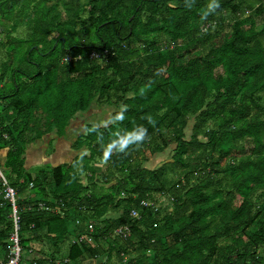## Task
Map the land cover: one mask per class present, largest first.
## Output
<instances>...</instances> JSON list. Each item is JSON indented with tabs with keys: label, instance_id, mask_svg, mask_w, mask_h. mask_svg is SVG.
<instances>
[{
	"label": "trees",
	"instance_id": "16d2710c",
	"mask_svg": "<svg viewBox=\"0 0 264 264\" xmlns=\"http://www.w3.org/2000/svg\"><path fill=\"white\" fill-rule=\"evenodd\" d=\"M208 3L0 0L20 264H264V0H219L202 19ZM122 105L119 129L149 139L105 161L117 125L103 122ZM98 115L103 144L87 131ZM76 118L74 161L28 173L26 147ZM13 231L0 185V260Z\"/></svg>",
	"mask_w": 264,
	"mask_h": 264
},
{
	"label": "crops",
	"instance_id": "0c3cea01",
	"mask_svg": "<svg viewBox=\"0 0 264 264\" xmlns=\"http://www.w3.org/2000/svg\"><path fill=\"white\" fill-rule=\"evenodd\" d=\"M5 106L6 102H4V100H1L0 117L2 118L6 116V113L4 111ZM84 124L85 121L83 119L76 118L72 121L66 136L57 137L53 134L46 135L36 142L29 144L26 147L24 154L25 170L31 174H38L41 172L50 171L51 168L53 169L62 165L72 163L79 153L74 150L73 145L76 138L80 136V132L78 130L82 129V132L84 131ZM5 140V143L3 141H0L1 167H4L9 153V147L6 144L8 139ZM154 159L155 160L151 165L152 168L160 165V163L163 161V158H161V160L160 158L159 160H157V158L155 157ZM13 177L15 178L14 174ZM89 264L92 263L89 262Z\"/></svg>",
	"mask_w": 264,
	"mask_h": 264
},
{
	"label": "clouds",
	"instance_id": "9594fccd",
	"mask_svg": "<svg viewBox=\"0 0 264 264\" xmlns=\"http://www.w3.org/2000/svg\"><path fill=\"white\" fill-rule=\"evenodd\" d=\"M193 2L194 0H185V7L191 8ZM220 6L219 0H209L206 8L202 10V19H206L209 15L215 14ZM126 112L127 106L122 105L114 116L103 122L104 127H108L109 124L117 125V131L112 133V138L102 148L103 159L105 161L110 159L114 153L126 154L133 146L139 147L149 139L148 130L144 125H137L131 130L121 131L119 129L118 125L125 120ZM142 119L148 120L149 123H154L150 115L142 117ZM99 127L100 125H93V127L87 131L97 132V141L103 144V134L99 133Z\"/></svg>",
	"mask_w": 264,
	"mask_h": 264
},
{
	"label": "built area",
	"instance_id": "2783aa9c",
	"mask_svg": "<svg viewBox=\"0 0 264 264\" xmlns=\"http://www.w3.org/2000/svg\"><path fill=\"white\" fill-rule=\"evenodd\" d=\"M96 58L98 55L95 56ZM0 185H1V192L3 194L4 200H7L11 206H12V219L14 222V231L11 236V241H12V248L6 254L7 258L6 260L1 259L0 264H20L22 261L23 257V248L21 246V239L19 236V231H20V222H21V216H20V209L18 206V200L20 196H18L17 190L12 187L9 184V181L7 180L3 168L0 166ZM133 216H137L138 213L133 210L132 211ZM90 230L92 229V226H89ZM129 231L127 228L125 230L120 229L119 232H126Z\"/></svg>",
	"mask_w": 264,
	"mask_h": 264
},
{
	"label": "rangeland",
	"instance_id": "374dc122",
	"mask_svg": "<svg viewBox=\"0 0 264 264\" xmlns=\"http://www.w3.org/2000/svg\"><path fill=\"white\" fill-rule=\"evenodd\" d=\"M201 52H202V50L201 49H197V50H195V53L196 54H201ZM105 115V117L103 118V119H106V118H108V114H104ZM104 115H98V117H96V118H94V122L96 123V124H100V121H101V117L102 116H104ZM87 118L89 117H91V114L90 115H87L86 116ZM102 119V120H103ZM80 124H82V123H80ZM85 128V127H84ZM83 128V129H84ZM77 135H79V134H77ZM171 153V152H170ZM170 153L169 152H167V153H163V154H161L160 156H158V157H156L157 158V160H159V158H160V160H161V158H163V161L161 162V163H163V162H167L168 160L170 161ZM160 163V164H161ZM159 164V163H158ZM52 169V168H51ZM169 202V201H168ZM169 204V203H168ZM32 246H35V244H32ZM87 264H89V262L87 263Z\"/></svg>",
	"mask_w": 264,
	"mask_h": 264
}]
</instances>
